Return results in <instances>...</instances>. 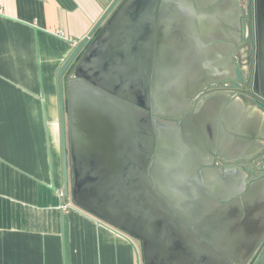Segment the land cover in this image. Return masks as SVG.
I'll list each match as a JSON object with an SVG mask.
<instances>
[{"label": "water", "instance_id": "water-1", "mask_svg": "<svg viewBox=\"0 0 264 264\" xmlns=\"http://www.w3.org/2000/svg\"><path fill=\"white\" fill-rule=\"evenodd\" d=\"M215 2L113 0L57 73L64 194L139 240L144 264H241L256 249L251 264H264V243L246 235L249 223L264 221V190L251 184L244 208L228 206L191 153L199 137L190 126L181 135L152 114L178 117L176 92H200L235 73L224 28L209 21ZM255 2V87L264 98V0Z\"/></svg>", "mask_w": 264, "mask_h": 264}, {"label": "crops", "instance_id": "crops-1", "mask_svg": "<svg viewBox=\"0 0 264 264\" xmlns=\"http://www.w3.org/2000/svg\"><path fill=\"white\" fill-rule=\"evenodd\" d=\"M112 1L0 0V264H144L139 240L64 194L57 73ZM221 105L235 125L217 142L264 143L262 110Z\"/></svg>", "mask_w": 264, "mask_h": 264}, {"label": "flooded vegetation", "instance_id": "flooded-vegetation-1", "mask_svg": "<svg viewBox=\"0 0 264 264\" xmlns=\"http://www.w3.org/2000/svg\"><path fill=\"white\" fill-rule=\"evenodd\" d=\"M255 1L216 0L215 4H212L215 11L209 21L214 28L216 26L224 28L222 31L225 42L233 47L230 57L235 65V73L229 74L232 77L209 84L200 92L193 94L176 92L179 105L173 111L181 114L178 117L152 113L165 121L166 119L174 121L181 135H184V131L187 130L185 128L190 126L193 136L195 134L199 137L197 141H191V153L197 159L199 168L206 170L210 185L214 179L219 183L214 185V191L226 197V204L232 206L231 208H244L243 195L251 184L256 188L264 179V161L261 162L259 159L264 151V143L251 142L247 146L231 136L223 142L218 140L215 146L213 139L215 129L221 123L226 122L231 128L235 125L233 117L220 118L222 103L225 102L228 109H233L237 103L243 102L246 106L256 107L264 112V98L255 87L258 80L257 55L259 54L258 15ZM163 109L169 111L167 108ZM203 109L206 110L204 120L193 121L190 124L182 123L184 117L189 115L195 117ZM210 111L216 113L211 114ZM260 138L256 137L258 140ZM262 141L264 142V136ZM253 198L260 199V196ZM236 199H239L238 203H234ZM246 228L247 236L264 243V221L254 220ZM261 252L262 250L256 249L247 257H241V264H251L253 258L258 253L259 257Z\"/></svg>", "mask_w": 264, "mask_h": 264}, {"label": "built area", "instance_id": "built-area-1", "mask_svg": "<svg viewBox=\"0 0 264 264\" xmlns=\"http://www.w3.org/2000/svg\"><path fill=\"white\" fill-rule=\"evenodd\" d=\"M61 194H63V193H61Z\"/></svg>", "mask_w": 264, "mask_h": 264}]
</instances>
